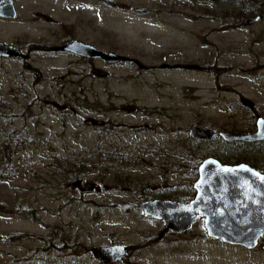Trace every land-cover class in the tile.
Returning <instances> with one entry per match:
<instances>
[{
  "label": "rangeland",
  "instance_id": "1",
  "mask_svg": "<svg viewBox=\"0 0 264 264\" xmlns=\"http://www.w3.org/2000/svg\"><path fill=\"white\" fill-rule=\"evenodd\" d=\"M18 4L12 30L20 41L37 43L54 29L34 19L43 12L76 25L78 36L102 51L139 64L96 62L108 76L81 80L87 65L63 55L36 54L27 66L0 61V202L38 217L0 211V237L21 236L0 245V264H98L93 248L113 244L130 247L116 264H264L259 250L209 238L202 219L164 241V222L118 207L144 197L189 202L199 167L212 156L264 167V146L231 147L189 134L194 127L254 131L256 115L264 118V18L224 30L234 18H220L233 5L206 0ZM253 17L246 13L244 21ZM82 86L89 92H77ZM74 113L108 127H87Z\"/></svg>",
  "mask_w": 264,
  "mask_h": 264
},
{
  "label": "water",
  "instance_id": "2",
  "mask_svg": "<svg viewBox=\"0 0 264 264\" xmlns=\"http://www.w3.org/2000/svg\"><path fill=\"white\" fill-rule=\"evenodd\" d=\"M16 18V13L13 14ZM261 20L260 16L246 20L244 26H253ZM78 56L104 60L108 65L136 62L132 58L114 52H104L91 44L76 41L62 49ZM0 56L20 57L21 52L0 43ZM94 73L101 78L107 77V71L99 68ZM241 103L254 110L253 101L242 98ZM82 121L102 126V121L86 118L75 113ZM257 131H222L206 127H194L190 136L195 140L213 141L217 135L226 143L264 142V118L257 117ZM83 190L93 189V185L81 182ZM195 197L189 202L156 199L152 201H134L118 205L123 213L134 210L166 224L167 228L178 235L186 233L199 220L204 221L209 238L227 245L254 250L264 237V174L248 164L227 165L216 158H208L199 167V178L194 184ZM6 242L0 237V245ZM94 254L105 263H117L128 254L124 245L97 247Z\"/></svg>",
  "mask_w": 264,
  "mask_h": 264
},
{
  "label": "flooded vegetation",
  "instance_id": "3",
  "mask_svg": "<svg viewBox=\"0 0 264 264\" xmlns=\"http://www.w3.org/2000/svg\"><path fill=\"white\" fill-rule=\"evenodd\" d=\"M19 1L20 0H0V43L4 44L6 46H10V47L20 51L21 56L20 57H10V58L0 56V61H3V62H5V61H17L18 63H21L22 65L27 66L33 62L34 55H36V54H39V55H42L45 57H50V58L53 56H56V55H63L69 61H72V63H79L82 65H87V67L90 70V73L89 72L88 73L87 72L82 73V75L80 76L81 80H83V79L93 80L94 76L99 77L98 75H96L94 73V69L95 68L102 69V68L98 67L96 65V62H105L104 60H92V59H88V58L78 56L73 52L62 50L63 48L71 45L72 43H74L76 41H81L85 44L94 45V44H92L91 41L78 36L76 25L66 24L62 21L56 20L53 16H51L48 13L39 12V13H36L34 15V19H36L38 22L44 23L47 26H49L50 28H54V29L47 30V34L38 38L37 43H29V42H25V40L20 41L19 39L15 38L13 35L12 26H13L14 22L19 20V18L21 16L22 7H19V4H18ZM14 13H16V18H13ZM71 75H72V73H71ZM107 76H108V74H107ZM36 80H38V79H36ZM37 83L39 84V81ZM77 92H89V89H88V87L84 88L82 86V88H79L77 90ZM74 115H75V113H74ZM258 116H259V114L256 115V118ZM76 118L81 120L77 116H76ZM82 122L87 127L93 126V124L89 121H85V122L82 121ZM102 127L106 128V127H108V124L104 123V126H102ZM223 131H227V130H223ZM255 131H257V127H256V130L249 131V132H255ZM216 132L219 135V133L222 131H220V132L216 131ZM234 132H236V131H234ZM189 134H190V132H189ZM218 135L216 138L219 137ZM210 142H212V141H210ZM226 144L231 145L232 147L233 146H240L241 144H246L243 146H247L250 148L258 147V146H264V142L255 143V144H249V143H244V142L233 143V144L226 143ZM209 158H216L219 161H221L223 164H227V165H239V164H243V163L248 164L251 167L255 168L256 170H258L264 174V167L261 166L260 164H257V163L252 164L249 162H238L235 164H230V163H224L222 160H220L218 157H215V156H212ZM252 159L256 160V157H252ZM258 168H260V169H258ZM143 199L144 200H140V201H152L151 199L146 198V197H144ZM134 211L140 212L145 218L152 219V218L144 215L143 211H141V210H134ZM169 234H170V232H168V230L166 229L164 232L159 234V238H161L165 241L169 238V236H168ZM182 235L177 234L178 237H180ZM6 241L7 242L10 241V239L6 238ZM45 241H47V240L45 239ZM48 243H51L53 245L54 241L51 240V241H48ZM116 245H121V244H113L111 246H116ZM96 248H93V251H92L93 256L92 257L98 261V264H109V263H105V262L100 261V259L94 254V251ZM127 248H128V254L126 255V257L123 260H126L127 257L130 256V247H127ZM256 250L257 251L259 250V251L264 253V237L259 241L258 246L254 250H248V251H256ZM119 262H121V261H119ZM111 264H116V263H111Z\"/></svg>",
  "mask_w": 264,
  "mask_h": 264
},
{
  "label": "trees",
  "instance_id": "4",
  "mask_svg": "<svg viewBox=\"0 0 264 264\" xmlns=\"http://www.w3.org/2000/svg\"><path fill=\"white\" fill-rule=\"evenodd\" d=\"M207 3L209 4H226V3H231L233 5L232 11L231 12H225L222 18L220 19H226V18H234L232 22H226L225 23V29L224 30H231V29H238L244 26V18L245 14L247 13L249 17L255 16V14L259 15L261 17V20L264 18V0H206ZM236 10V11H235ZM254 18V17H253ZM246 27V26H245ZM224 70V69H223ZM243 71V70H242ZM101 129V128H98ZM246 145V144H241L239 147ZM231 146V145H230ZM232 147V146H231ZM233 147H238V146H233ZM260 169V168H258ZM70 173V172H69ZM81 173L77 172L74 173V175H78ZM173 201L176 202H188L185 198H178L174 199ZM21 208L13 210L6 204L0 202V211L3 212V214L6 215H28L29 217L33 219H37L38 217L36 214L32 211H29L26 209L24 206H20ZM168 232H170L173 236L177 237V234L167 228ZM21 236H8L7 238L12 240L11 238H19ZM52 245V244H51ZM50 247H55V244ZM49 246V245H48ZM57 247V246H56ZM67 248H70V246H65ZM65 247L61 248L57 247L59 250H65Z\"/></svg>",
  "mask_w": 264,
  "mask_h": 264
}]
</instances>
